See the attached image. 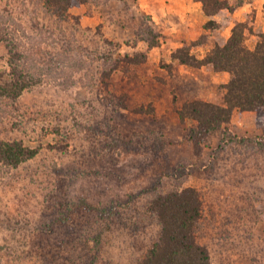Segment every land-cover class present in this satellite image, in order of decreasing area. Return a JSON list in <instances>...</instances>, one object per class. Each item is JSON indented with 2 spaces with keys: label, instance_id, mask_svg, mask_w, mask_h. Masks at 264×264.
<instances>
[{
  "label": "rangeland",
  "instance_id": "374dc122",
  "mask_svg": "<svg viewBox=\"0 0 264 264\" xmlns=\"http://www.w3.org/2000/svg\"><path fill=\"white\" fill-rule=\"evenodd\" d=\"M163 1L96 0L72 6L81 32L68 35L80 51L58 69L51 62L54 69L15 103L0 98V139H22L39 150L34 159L0 174L1 264H130L157 230L149 223L137 228L143 224L139 219L133 224L141 202L131 204L130 198L157 183L202 192L201 235L214 264H264V149L222 142L223 134L261 139L263 127L256 112L235 109L225 132H216L199 153L189 136L194 121L181 120L178 109L193 99L222 103L230 74L173 57L193 41L204 42L192 47L203 57L216 43H225L242 20L254 29L248 39L254 46L257 33L264 32V1L245 0L243 5L252 3L247 9L221 10L214 16L220 26L213 29H205L211 17L203 12L199 18L197 10L191 20L177 12L161 15ZM190 1L202 10L199 1ZM0 13L9 26L22 24L28 36H35L29 48L51 50L68 30L52 20L50 30L41 29L49 20L40 0H0ZM148 16L160 35L154 47L137 32ZM100 44L117 59L118 67L113 61L107 65L115 68L108 75L94 58ZM39 47L29 55L32 70L33 64L51 59L36 53ZM6 57L0 43V65ZM75 57L85 67L79 69ZM81 198L101 209L121 210L99 253L92 249V237L107 216L86 208L71 211ZM127 204L131 212L122 211Z\"/></svg>",
  "mask_w": 264,
  "mask_h": 264
},
{
  "label": "trees",
  "instance_id": "16d2710c",
  "mask_svg": "<svg viewBox=\"0 0 264 264\" xmlns=\"http://www.w3.org/2000/svg\"><path fill=\"white\" fill-rule=\"evenodd\" d=\"M95 1L40 0L45 16L49 20V25L41 29L50 30V20H52L60 30H68L63 32L65 37H62L57 45H53V49L49 50L45 46L38 45L40 47L36 53L41 56L42 53L49 55L51 59L48 64H41L39 61L38 64H33L35 70L28 65L31 51L38 47L29 48L31 38L35 36H28L29 32L22 28V24L16 28L9 26L3 19L4 14L0 13V43H4L7 49V57L0 65V98L15 103L27 89L43 81L46 70L54 69L51 62L55 63L58 69L64 66L63 62H67L66 60L70 59L73 53L80 51L78 50L80 47H75V40L68 35V32L74 36L81 32L80 19L70 12V8L78 4L89 5ZM196 1L201 3L204 14L211 17L205 22V29L220 26L214 16L221 10L228 9L234 12L245 3V0ZM147 20L148 22L142 23L137 32L149 47H154L159 44L160 35L152 24V17L148 16ZM63 23H67V26ZM70 23L73 24L69 26ZM253 31L247 20L237 21L226 42L216 43L203 57L192 52V47L203 44L202 41H193L191 45L181 46L173 55L180 63L194 67L211 65L216 71H226L230 74V79L223 84L225 93L222 103L193 99L184 102L178 109L181 120L194 121L190 126L189 136L199 153L203 144L207 143L216 132H225L223 125L230 122L235 109L256 112L257 124L263 127V136L261 139L253 140L250 137H230L223 134L222 142L250 143L254 147L264 149V32L257 33V40L254 46H251L248 39ZM98 42L100 43V40ZM104 42L106 38L102 39V43ZM102 46L100 44L93 50L94 58L102 64L101 72H106L108 75L115 68L111 71L107 65L117 59H114L113 53L110 54L111 50ZM74 59L79 69L85 67L82 59L77 57ZM114 66L118 67V64L115 62ZM117 145L119 146V143ZM38 153L37 147L26 144L22 139L1 138L0 174L4 169L21 167L34 159ZM130 199L131 204L141 202L140 207L134 209L136 218L133 224L136 225L139 219L143 224H137V228L144 226V223L157 227L156 234L146 250L130 264H214L210 248L202 240L201 222L204 218L205 199L197 187L179 185L166 189L157 183L141 194L133 196V200ZM131 204L121 207L122 211L125 209L131 212L129 209ZM77 208H86L107 216L106 224L92 237V249L96 253L101 252L104 237L113 228L114 217L121 216V210L101 209L84 198L74 203L71 211H76ZM96 253L93 255V261L97 257Z\"/></svg>",
  "mask_w": 264,
  "mask_h": 264
},
{
  "label": "crops",
  "instance_id": "0c3cea01",
  "mask_svg": "<svg viewBox=\"0 0 264 264\" xmlns=\"http://www.w3.org/2000/svg\"><path fill=\"white\" fill-rule=\"evenodd\" d=\"M183 0H164L162 7L163 10L160 13L161 15L163 14H168V13H174L177 12L181 15V18L187 19L188 17L192 16V12L197 10V13L199 14V18H204L205 15L202 14L203 11L201 10V6L199 3L195 4L192 3L190 0H184L187 1V4L185 5H180V2H182ZM264 1V0H263ZM252 3L246 2V5H242L243 9H247L248 5H251ZM199 10V11H198ZM171 15V14H170ZM189 20H191L192 18H188Z\"/></svg>",
  "mask_w": 264,
  "mask_h": 264
}]
</instances>
